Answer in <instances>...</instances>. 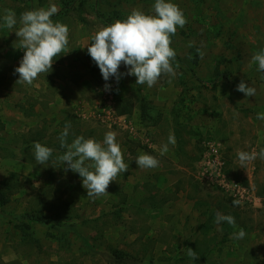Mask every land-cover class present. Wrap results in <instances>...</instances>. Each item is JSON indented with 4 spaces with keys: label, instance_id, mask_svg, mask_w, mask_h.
<instances>
[{
    "label": "rangeland",
    "instance_id": "obj_1",
    "mask_svg": "<svg viewBox=\"0 0 264 264\" xmlns=\"http://www.w3.org/2000/svg\"><path fill=\"white\" fill-rule=\"evenodd\" d=\"M172 2L188 21L172 37L179 68L171 84L161 77L148 88L129 75L104 81L87 45L132 9L152 14L154 0H0V17L11 9L17 19L55 5L53 21L69 28V56L62 53L27 85L17 82L24 50L15 29L0 27V192L9 199L0 205V264H264V160L242 168L237 156L264 148V120L257 119L264 79L257 65L248 66L264 49V0ZM67 62L81 96L76 104L55 86ZM127 71L121 64L119 72ZM241 80L255 96L236 90ZM57 100L73 106L63 119ZM66 122L69 143L117 133L129 168L108 195L88 198L79 174L57 160ZM170 133L175 144L161 156ZM34 142L53 149L47 163L35 161ZM142 152L159 167L139 168ZM222 176L252 199L235 198L221 187ZM217 212L233 216L235 227L214 223ZM240 229L246 235L234 238ZM187 248L199 258L192 261Z\"/></svg>",
    "mask_w": 264,
    "mask_h": 264
},
{
    "label": "clouds",
    "instance_id": "obj_2",
    "mask_svg": "<svg viewBox=\"0 0 264 264\" xmlns=\"http://www.w3.org/2000/svg\"><path fill=\"white\" fill-rule=\"evenodd\" d=\"M55 5L47 8H38L22 12L17 19L16 13L5 9L0 19V27L15 29L20 49L24 50L23 57L15 72L19 74L17 82L31 85L41 74L49 73L54 60L67 51L69 43V28L66 24L53 21L57 13ZM188 23L183 10L172 0H154L152 14H147L139 9H132L123 20L101 27L87 45V52L98 66L104 81L114 77L116 82L123 75L135 76L136 84L152 88L161 77H167L171 84L177 75L179 64H175L176 52L171 47L172 37L178 28H183ZM192 45L189 44V47ZM69 51H67L68 53ZM200 56L204 53L201 51ZM189 58H191L189 56ZM128 68L127 73H120V65ZM257 65V71L264 79V49L254 53L249 63ZM110 85L105 84L104 90H110ZM237 91L245 97H253L256 89L248 86L241 80ZM257 119L264 120V113H258ZM71 122H66L64 130L58 136L60 148L63 153L57 160L65 167L78 173L82 180V187L87 191V197L96 199L108 195V187L117 177L128 171L129 165L125 163L120 144L116 141L117 133L107 131L102 141L84 136H75L71 143L68 142ZM169 144H175L174 133H170L167 143L160 148L163 156L169 151ZM34 158L37 164L47 163L52 156L53 149L34 142ZM238 160L242 168L257 158L264 160V148L259 151H239ZM135 164L141 169H155L159 167V160L147 153H140L135 158ZM239 200H234L233 205L238 206ZM227 224L235 227V218L231 215L216 213L214 223ZM234 238L242 239L246 233L240 229L234 233ZM186 255L192 260L199 258L196 251L187 248Z\"/></svg>",
    "mask_w": 264,
    "mask_h": 264
},
{
    "label": "crops",
    "instance_id": "obj_3",
    "mask_svg": "<svg viewBox=\"0 0 264 264\" xmlns=\"http://www.w3.org/2000/svg\"><path fill=\"white\" fill-rule=\"evenodd\" d=\"M67 51H69V50L67 49ZM67 51L64 53V55L69 56ZM64 66L66 67V70L63 72L65 77L62 78L63 79L62 81L57 80L55 86L58 87L59 96H62L61 98L64 97L66 99L71 100L73 102V104H76L77 101L79 99H81V96H80V93L78 92L79 87L77 86L74 79L72 78V75L75 72H72L73 70H71L72 67L69 65V62L65 63ZM54 81H55V79H54ZM56 103H57L58 108L61 109L62 112H64V113H62V115H64V116L60 115V116H62V119H63L66 116L67 111H70L71 107H73V106L68 104L71 106V107H69V106H67V104H65L63 101H60V100H57ZM22 119H23V117H22ZM21 122H22V120H21ZM61 123L64 124V120H62ZM24 124L25 123L22 122V125H24Z\"/></svg>",
    "mask_w": 264,
    "mask_h": 264
},
{
    "label": "built area",
    "instance_id": "obj_4",
    "mask_svg": "<svg viewBox=\"0 0 264 264\" xmlns=\"http://www.w3.org/2000/svg\"><path fill=\"white\" fill-rule=\"evenodd\" d=\"M122 117H117V120L120 121ZM218 177H220V172L218 173ZM222 180L220 181V185L222 188H227V190L231 191V194L235 197V198H239L240 200L244 199L246 197V200H250L252 199L251 196H249V191L246 188H243L235 183H228L225 180V177L222 176L221 178ZM251 202V201H249ZM254 202V201H253Z\"/></svg>",
    "mask_w": 264,
    "mask_h": 264
},
{
    "label": "trees",
    "instance_id": "obj_5",
    "mask_svg": "<svg viewBox=\"0 0 264 264\" xmlns=\"http://www.w3.org/2000/svg\"><path fill=\"white\" fill-rule=\"evenodd\" d=\"M130 112H131V109H128V110L120 109L119 110V113L122 115L128 114ZM8 202H9V199L5 195L1 194V192H0V205H6V204H8ZM122 262H124L123 258H118V260L116 261V263H122Z\"/></svg>",
    "mask_w": 264,
    "mask_h": 264
}]
</instances>
